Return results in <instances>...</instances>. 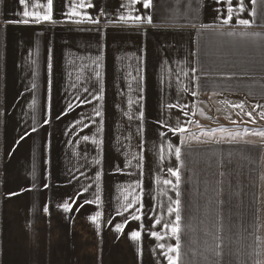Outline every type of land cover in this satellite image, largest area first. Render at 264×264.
<instances>
[{
  "label": "crops",
  "instance_id": "crops-1",
  "mask_svg": "<svg viewBox=\"0 0 264 264\" xmlns=\"http://www.w3.org/2000/svg\"><path fill=\"white\" fill-rule=\"evenodd\" d=\"M47 5L0 0V264H264V0Z\"/></svg>",
  "mask_w": 264,
  "mask_h": 264
},
{
  "label": "snow or ice",
  "instance_id": "snow-or-ice-1",
  "mask_svg": "<svg viewBox=\"0 0 264 264\" xmlns=\"http://www.w3.org/2000/svg\"><path fill=\"white\" fill-rule=\"evenodd\" d=\"M134 2H135V0H134ZM229 2H230V0H229ZM20 3H21V5H24V4H25V0H20ZM150 6H151V0H143V7H144V8H149ZM47 7H48L47 14H45L43 17H41L39 13H35V12H34V13H29L28 11H24V12H23V15H24L25 17H28V16H33V17H35L37 23H38L41 19H43V20H51V18H52V15H51V13H52V0H48V5H47ZM89 7H91V5H89ZM241 10H243V8H242V0H241ZM229 12L231 13V8L229 9ZM77 14H78V13H76V12H73V13H72V15H77ZM120 19L123 20L124 17H121ZM229 19H231V15L229 16ZM135 20L140 21V20H141V17H140L139 15H137V16L135 17ZM19 22H21V23H28L27 20H23V21H19ZM93 22H95V21H93ZM146 22H147V23H151V18H150V17L147 18V19H146ZM239 22H240V24L245 25V26H247V25L249 24V21H248V20H245V19H241ZM224 23H228V20H225ZM236 107H243V105H236ZM99 114H100V113L97 112V115H99ZM46 122H47V121H46ZM177 130H178V131H183V129H177ZM259 135L264 136V132L259 133ZM85 139H87V137H85ZM175 151H176V156H177V158L179 159V157H180V152H181L180 148H176ZM168 171H169L173 176L176 177L177 184H178V183H179V180H180L179 172H178V171H173L171 168H169ZM165 183H171V181H165ZM45 187H47V185H45ZM178 194H179V193H178ZM86 202H87V201H86ZM175 204L177 205V208H175V209L170 208L169 211H170V212H177V213H178V206H179V204H180V201H179V200L175 201ZM63 207H64V210H65V211H68V210H69V205H68V204H65ZM99 215H100V214L97 213V214H96V217H92L91 219H92L93 221H95V220L99 217ZM133 219H137V220H138V219H139V216H134ZM179 220H180V216L177 214V216H176V221H177V223L174 224V225L171 227V232H172V234H173L174 236H176V235L179 233V231H180L179 223H178ZM116 230H117V231H121V230H122V226H121V225H117ZM152 236H154V237H156L157 239H159V237L157 236V233H156V232H152ZM131 239H133V240H139V239H140V233H139L138 231H133V232L131 233ZM161 247H163V246L161 245ZM168 251H169L170 253H176V254H177V256H172V255L167 256L168 264H177V257H178V253H179V243H177V245H176L175 247H171V246H170L169 249H168Z\"/></svg>",
  "mask_w": 264,
  "mask_h": 264
}]
</instances>
